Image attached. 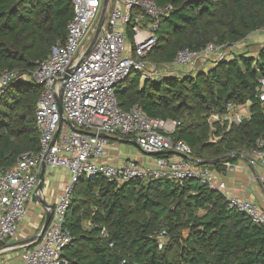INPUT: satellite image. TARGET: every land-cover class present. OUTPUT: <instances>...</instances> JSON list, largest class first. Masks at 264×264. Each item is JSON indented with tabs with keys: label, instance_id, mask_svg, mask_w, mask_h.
<instances>
[{
	"label": "trees",
	"instance_id": "obj_1",
	"mask_svg": "<svg viewBox=\"0 0 264 264\" xmlns=\"http://www.w3.org/2000/svg\"><path fill=\"white\" fill-rule=\"evenodd\" d=\"M155 2L170 5L172 11L161 21L147 61L171 63L178 50L242 42L264 28V0ZM72 17L68 0H0V75L5 70H32L55 43H64ZM141 78L133 72L125 79L123 90L117 91L119 106L129 110L138 105L150 118L179 122L170 138L184 141L202 166L221 172V165L236 162L239 152L264 137L258 98L264 47L256 58L235 55L193 77ZM40 92V87L11 82L0 95L1 169L13 167L21 154L39 150L34 110ZM228 103L248 104L249 120L230 126L226 133L216 128L214 136L221 138L212 142L205 118L225 113ZM191 115L201 120L188 121ZM222 157L226 159L209 165ZM65 226L72 235L64 250L68 264H264V228L195 180H131L116 187L103 179L81 178ZM184 229L189 233L181 238ZM159 231L168 235L170 249L159 250Z\"/></svg>",
	"mask_w": 264,
	"mask_h": 264
},
{
	"label": "built area",
	"instance_id": "obj_2",
	"mask_svg": "<svg viewBox=\"0 0 264 264\" xmlns=\"http://www.w3.org/2000/svg\"><path fill=\"white\" fill-rule=\"evenodd\" d=\"M68 1L73 17L66 26L64 43H55L32 70H5L0 75V95L11 82L41 88L34 110L39 150L21 154L11 168H0V245L16 237L32 198L37 195L42 199L43 192L36 193L42 167L43 178L60 169L68 172L69 179L50 210L40 239L23 247L20 256L24 264H68L64 250L72 235L65 219L81 178L103 179L116 187L131 180H195L222 194L230 209L264 228V210L253 201L227 197L225 183L218 180L222 171L200 165L184 141L170 138L179 122L150 118L138 105L124 110L118 104L117 91L123 90L122 83L133 72L144 73V80L157 78L146 56L155 48L160 23L172 11L171 6H159L155 0H109L104 24L90 47L102 0ZM220 50L222 46L214 44L199 51L178 50L169 63L172 69H164V76L171 77L174 69L182 67L199 71L209 58L221 60ZM258 83L264 112V78ZM60 93L62 114L56 102ZM226 108L229 127L249 120L245 105L228 103ZM109 140L132 141L142 155L154 158V165L147 167L134 160L119 166L104 164ZM238 154L251 168H261L259 180L264 185V137ZM223 169L234 172L235 166L226 162Z\"/></svg>",
	"mask_w": 264,
	"mask_h": 264
},
{
	"label": "crops",
	"instance_id": "obj_3",
	"mask_svg": "<svg viewBox=\"0 0 264 264\" xmlns=\"http://www.w3.org/2000/svg\"><path fill=\"white\" fill-rule=\"evenodd\" d=\"M211 59H213V57L209 58V62L212 61ZM176 74L177 73H174L171 77H176ZM165 77L166 76H162V78ZM154 78L153 80H158V78ZM122 143H129L132 145V141ZM117 147L115 141L109 140L105 157L102 160L104 164L119 166L127 160H134L147 167H152L154 165V158L152 156L143 155L140 158L137 157L139 151L136 145L134 146L136 152L132 158L119 157L116 151ZM232 165L235 166L234 172H223L224 169L222 170L223 167L221 165L222 173L218 176V180L225 183V195L227 197H238L253 201L264 210V185L259 180L262 173L261 168H251L247 165L244 158L237 159ZM68 179L69 175L65 170L56 169L50 171L47 176H44L41 185L40 190L43 192L42 200L47 205L53 206L63 186L68 182ZM45 215V208L41 205L39 198L34 196L28 205L26 218L18 226L16 237L0 245V264H24L20 254L23 247L34 241V238L39 234L45 220Z\"/></svg>",
	"mask_w": 264,
	"mask_h": 264
},
{
	"label": "rangeland",
	"instance_id": "obj_4",
	"mask_svg": "<svg viewBox=\"0 0 264 264\" xmlns=\"http://www.w3.org/2000/svg\"><path fill=\"white\" fill-rule=\"evenodd\" d=\"M264 47V28L263 29H259L251 34L248 35V37L243 40L242 42H237V43H233V44H224L222 45V50H220V53L222 55L221 60H229L231 58H233L235 55H239V54H247L249 56H253L254 58H256L259 54V51ZM212 61L209 62V59L206 60V62H204L202 64V66L200 67L201 70L197 71V70H191V68L189 67H182V68H176L174 69L175 72L178 74V77H186V76H195L196 72H203V73H207L209 70H211L215 65L216 62L214 58L211 59ZM220 61V60H219ZM149 63H151L153 65V69L156 72V74L158 75L157 78L158 80H160L162 78V76H164V69L168 68V69H172L171 65L167 62H164L161 59H157V60H151L148 61ZM140 74H144V73H140ZM162 75V76H161ZM144 79L141 78V82H143ZM245 108H248V104L245 105ZM217 117V119H215ZM229 116L227 114V112L220 114V113H211L208 117L205 118V124H207L209 131L211 132V136L210 141L212 142H218L221 138L220 137H215L214 136V130L216 128H219L223 131V133H226L229 131L228 127H229ZM188 121H200L201 119H199L198 117L191 115L187 117ZM226 129V131H225ZM222 133V135H223ZM117 143V148L116 151L118 153L119 157H133L135 152H136V148L134 146H132L131 144H127V143H121V142H116ZM138 152V151H137ZM138 158L142 157L143 155L138 152ZM90 199V197H89ZM90 211L93 209H91V207H89ZM199 214H201L199 212ZM84 226L88 227L89 226V222H84ZM188 230L184 229L181 231V238H185L188 235ZM156 235V239L158 241V245H159V250L164 251V249H170V239L168 237V235H166V233L164 231H159L155 233Z\"/></svg>",
	"mask_w": 264,
	"mask_h": 264
},
{
	"label": "water",
	"instance_id": "obj_5",
	"mask_svg": "<svg viewBox=\"0 0 264 264\" xmlns=\"http://www.w3.org/2000/svg\"><path fill=\"white\" fill-rule=\"evenodd\" d=\"M108 1L109 0H102V7H101V12H100V15H99V19H98V25H97V29H96V32L94 34V37L92 39V42H91V45L90 47L93 45L98 33L100 32L103 24H104V21H105V18H106V11H107V5H108ZM90 47L89 49L87 50L86 53H88V51L90 50ZM66 78V76L64 77V79ZM40 87V86H38ZM56 102H57V107H58V111H59V114H62V99H61V93L58 95L57 99H56ZM132 145L135 146V143L132 142ZM226 157H222V158H218L214 161H211L209 162V165H214L215 163H218L219 161H223L225 160ZM43 173H44V167H42V170H41V174H40V180H39V183L37 185V188H36V193H38L41 189V185H42V182H43ZM37 196V195H35ZM40 200V203L41 205L45 208L46 210V215H45V220H44V223H43V226L39 232V234L34 238V240H38L40 239L41 235L43 234L44 230L46 229L48 223H49V220H50V210L52 209V206L51 205H47L39 196H37Z\"/></svg>",
	"mask_w": 264,
	"mask_h": 264
}]
</instances>
